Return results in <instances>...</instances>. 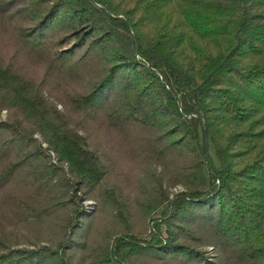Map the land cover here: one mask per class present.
<instances>
[{
	"label": "trees",
	"instance_id": "1",
	"mask_svg": "<svg viewBox=\"0 0 264 264\" xmlns=\"http://www.w3.org/2000/svg\"><path fill=\"white\" fill-rule=\"evenodd\" d=\"M161 1L0 0V264H264V0H179L195 36Z\"/></svg>",
	"mask_w": 264,
	"mask_h": 264
},
{
	"label": "rangeland",
	"instance_id": "2",
	"mask_svg": "<svg viewBox=\"0 0 264 264\" xmlns=\"http://www.w3.org/2000/svg\"><path fill=\"white\" fill-rule=\"evenodd\" d=\"M179 0H162L160 3V8L158 12L157 19L152 24L153 29L154 28H161L166 27L170 29H179L182 32H185L186 35L195 36L194 30L187 24V18L186 14L183 13V11L178 6ZM198 41L202 44H205L207 39L206 37L197 36ZM31 73L33 74V77L39 78L41 71L40 66H30L27 65ZM57 109L61 112L59 113L60 116H62V119L66 122H73L74 120H77L78 117L76 115L71 114L68 111H65L63 109V104L57 103ZM64 113V114H63ZM5 115V112L3 113V116ZM96 127V126H95ZM93 127L89 133L90 138L92 139V142H96L98 145L100 144L103 148V151L108 153V150L110 146L108 145V142L106 141L104 135L101 131H99L97 128ZM95 128V129H94ZM108 169H111V166L106 164ZM121 170L126 173L130 178L127 179L128 186H129V193H134L135 191V184L138 186L140 192L139 200L148 198L149 191H153V188L155 185L154 179L149 177V174L147 173V168H150L155 171H160V165H157L153 162L147 161L146 159H139V161L133 160H122L121 162ZM111 182L116 181L120 182V180L114 176L110 177ZM134 182V187L131 186V183ZM180 185H176L172 188H170V191L180 189ZM100 192L104 193L103 188L94 187L92 189L91 194L97 195ZM151 196L147 199L150 200ZM82 204L86 208H90L89 216L95 214V210L97 208L96 200L90 199L85 200L82 202ZM114 205V204H113ZM131 205L133 208L132 216H128L129 222L132 223L134 227H140L143 230L147 227L145 217L142 215L141 210V203L140 201H135L134 199L131 200ZM112 211L113 208L105 209L103 210L98 216L95 215L93 218L94 221V229H91L89 233V242H97L99 239V235L102 231H109L113 230L115 228V220L113 221L112 217ZM64 213V211H63ZM118 220L121 221V217H118ZM114 226V227H113ZM97 237V238H96ZM93 239V240H91ZM77 254H82L81 257V263L86 264L88 262V259L86 258L85 254L86 251H77Z\"/></svg>",
	"mask_w": 264,
	"mask_h": 264
}]
</instances>
